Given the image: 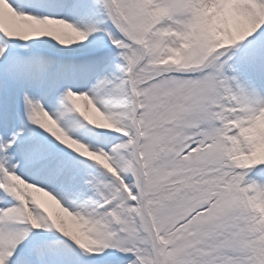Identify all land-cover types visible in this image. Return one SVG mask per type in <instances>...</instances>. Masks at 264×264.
Segmentation results:
<instances>
[{
  "label": "snow or ice",
  "instance_id": "snow-or-ice-1",
  "mask_svg": "<svg viewBox=\"0 0 264 264\" xmlns=\"http://www.w3.org/2000/svg\"><path fill=\"white\" fill-rule=\"evenodd\" d=\"M0 264H264V0H0Z\"/></svg>",
  "mask_w": 264,
  "mask_h": 264
}]
</instances>
